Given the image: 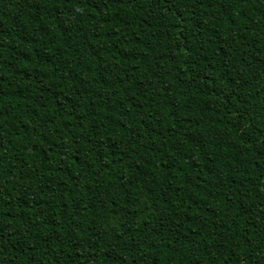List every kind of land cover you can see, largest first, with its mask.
Segmentation results:
<instances>
[{
    "label": "trees",
    "instance_id": "16d2710c",
    "mask_svg": "<svg viewBox=\"0 0 264 264\" xmlns=\"http://www.w3.org/2000/svg\"><path fill=\"white\" fill-rule=\"evenodd\" d=\"M0 264H264V0H0Z\"/></svg>",
    "mask_w": 264,
    "mask_h": 264
}]
</instances>
